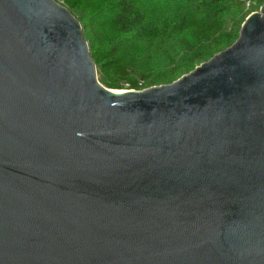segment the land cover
Here are the masks:
<instances>
[{
  "label": "water",
  "instance_id": "1",
  "mask_svg": "<svg viewBox=\"0 0 264 264\" xmlns=\"http://www.w3.org/2000/svg\"><path fill=\"white\" fill-rule=\"evenodd\" d=\"M0 264H264V3L116 91L66 7L0 0Z\"/></svg>",
  "mask_w": 264,
  "mask_h": 264
},
{
  "label": "trees",
  "instance_id": "2",
  "mask_svg": "<svg viewBox=\"0 0 264 264\" xmlns=\"http://www.w3.org/2000/svg\"><path fill=\"white\" fill-rule=\"evenodd\" d=\"M82 27L98 82L170 84L231 46L250 12L240 0H55Z\"/></svg>",
  "mask_w": 264,
  "mask_h": 264
},
{
  "label": "built area",
  "instance_id": "3",
  "mask_svg": "<svg viewBox=\"0 0 264 264\" xmlns=\"http://www.w3.org/2000/svg\"><path fill=\"white\" fill-rule=\"evenodd\" d=\"M240 2L244 5L245 12H249L250 7L253 4V0H240ZM254 12H256V11H254ZM251 13H253V12H250L249 14H251ZM137 85H138V88L139 89H132L130 87V84L125 83V84H123V89L124 90H142V89H144L143 86H142L143 85V82H138Z\"/></svg>",
  "mask_w": 264,
  "mask_h": 264
},
{
  "label": "rangeland",
  "instance_id": "4",
  "mask_svg": "<svg viewBox=\"0 0 264 264\" xmlns=\"http://www.w3.org/2000/svg\"><path fill=\"white\" fill-rule=\"evenodd\" d=\"M248 16V15H247ZM180 78V77H179ZM177 80V79H176ZM158 86H160V85H158ZM104 87V86H103ZM153 87V86H152ZM106 88V87H105ZM122 90H124V89H120V90H116V91H122Z\"/></svg>",
  "mask_w": 264,
  "mask_h": 264
}]
</instances>
